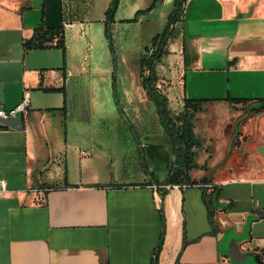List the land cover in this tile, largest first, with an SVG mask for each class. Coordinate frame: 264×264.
<instances>
[{"label":"crops","instance_id":"0c3cea01","mask_svg":"<svg viewBox=\"0 0 264 264\" xmlns=\"http://www.w3.org/2000/svg\"><path fill=\"white\" fill-rule=\"evenodd\" d=\"M111 1L0 0V110L25 94L30 106L13 119L21 129L0 124V264H149L161 207V263L180 254L181 264H233L225 257L229 239L264 261V217L256 216L264 209L261 155L213 173L230 234H210L199 185L170 188L162 203L157 188L173 162L171 144L139 62L173 0H119L109 27L114 52L104 28ZM40 23L64 27V55L54 45L24 48ZM165 51L155 85L166 107L181 112L184 100L203 101L194 124L206 122L208 110L232 116L243 107L228 98L247 105L264 98V0H186ZM102 64L109 77H97ZM244 131L264 145V133ZM193 132L198 155L204 145ZM201 159L191 180L209 178L217 165L211 154Z\"/></svg>","mask_w":264,"mask_h":264},{"label":"trees","instance_id":"16d2710c","mask_svg":"<svg viewBox=\"0 0 264 264\" xmlns=\"http://www.w3.org/2000/svg\"><path fill=\"white\" fill-rule=\"evenodd\" d=\"M119 0H112L106 12L105 21V36L109 42L111 52H114L112 40L110 36V24L114 22V14L116 12ZM186 0H173L172 9L167 16V23L163 31L152 38L149 45L143 51L139 62V77L142 80V86L146 91L147 96L152 99L156 105L157 113L164 127V131L171 144V155L173 162L170 165L168 176L163 181L164 186H197L202 188L204 205L207 210L208 220L211 225L210 234L214 235L219 232V224L217 219L222 217L226 209L218 204V188L210 183L208 178H203L201 181L191 180L188 176L189 171L198 169L195 163L196 151L201 149V141L194 134V121L196 115L202 110V102L197 100H184L183 109L179 114L171 115L166 107V99L161 96V91L156 89L157 76L155 74L156 63L164 56L165 47L168 41L173 37L175 26L182 21ZM153 7V5H152ZM148 8V11L151 8ZM55 46L60 49L62 54H65V32L64 27L48 28L40 23L33 32L32 37L23 43L25 49H44L50 46ZM153 50L150 52V50ZM226 101L233 105H246L244 108L247 111L249 118L261 115L264 113V98L258 99L252 104L250 101L242 99H230ZM201 169L207 170L205 166ZM162 187V186H161ZM159 195L163 203L167 190L159 188ZM162 223V232L156 248L152 253L149 264H165L159 261V255L162 250L164 241L165 221L162 207L159 210ZM187 245L183 242L182 250ZM181 250V251H182ZM180 256V254H179ZM179 256L173 264H181Z\"/></svg>","mask_w":264,"mask_h":264},{"label":"rangeland","instance_id":"374dc122","mask_svg":"<svg viewBox=\"0 0 264 264\" xmlns=\"http://www.w3.org/2000/svg\"><path fill=\"white\" fill-rule=\"evenodd\" d=\"M162 30L163 28L160 29V32ZM123 35L124 31L121 28L116 30V40L121 39ZM150 41L151 40L148 41L147 45H149ZM105 67L106 65L104 64L100 65L97 77H109V73H104ZM163 96L165 95L163 94ZM167 105V109L171 115L180 113L172 110L169 104ZM245 106L246 105H242L243 108L237 110L238 112L236 113L234 112L232 116H230L231 113L229 111L224 109L216 110L215 112L208 110L202 113V116L206 118V122L204 120H200V118L195 122V132L201 137L204 145L203 151H205V153L202 150L199 151V154L197 155V162L203 163L201 158L204 157L206 153L211 154L213 159L217 160L216 167L211 168L209 171H216L225 167L248 165L249 163H246L245 160L250 154H258L255 153V151L264 156L263 143L250 141V133L248 131H244V129L248 127L249 129H253L255 134H257V132L264 133V121L259 124L255 123V121H258L257 117L262 115L264 116V113L252 118L244 119L247 115V111L244 108ZM201 119L203 118L201 117ZM237 128L239 133L234 138V143L232 144L231 140H233L235 130ZM253 139L255 140V138ZM213 164H209V167H212ZM232 241L233 239H229L225 242L224 247L226 250L229 248Z\"/></svg>","mask_w":264,"mask_h":264},{"label":"water","instance_id":"95a60500","mask_svg":"<svg viewBox=\"0 0 264 264\" xmlns=\"http://www.w3.org/2000/svg\"><path fill=\"white\" fill-rule=\"evenodd\" d=\"M250 12H251V9L249 10V13ZM104 28H105V25H104ZM246 118H249V116L246 115V117L244 119H246ZM0 124L2 126H5L8 128H11V129H17V128L21 129L23 127L20 122L8 120V119L7 120H0ZM238 133H239V130L237 128L235 130V135L233 137V140H231L232 144L234 143V138L236 137V135ZM255 153H258L259 155L262 156V154L259 152L255 151ZM262 157H264V156H262ZM214 171L209 172L210 176L208 178V181H209L208 185H210V183L213 179ZM256 216L258 218H263L264 217V209L257 211ZM217 222L219 224L220 230L216 235L221 234L224 236V235L230 234L232 232V230H231L232 225L228 221H226L224 218H222V217L218 218ZM225 257L233 264H245V263H247V264H264V261L262 260V256L259 253L253 252V251H242L240 248L239 241H237L235 239H233L229 248L226 250Z\"/></svg>","mask_w":264,"mask_h":264},{"label":"built area","instance_id":"2783aa9c","mask_svg":"<svg viewBox=\"0 0 264 264\" xmlns=\"http://www.w3.org/2000/svg\"><path fill=\"white\" fill-rule=\"evenodd\" d=\"M156 89H159V87L156 86ZM29 109H30L29 99H28L27 95L25 94L24 97L22 98L21 102L17 106H15L14 108L6 110V111L0 110V118H2L3 120H7V119L13 120L19 116L24 117L28 113ZM183 187H186V186L174 185V186H162L159 188L168 190L170 188H183ZM205 187L207 189H209L211 186L206 185ZM154 188H156V187H154ZM159 188H157V189H159ZM3 189H4V185H3V183H1L0 193L3 191Z\"/></svg>","mask_w":264,"mask_h":264},{"label":"flooded vegetation","instance_id":"af4514ba","mask_svg":"<svg viewBox=\"0 0 264 264\" xmlns=\"http://www.w3.org/2000/svg\"><path fill=\"white\" fill-rule=\"evenodd\" d=\"M152 51H153V50L151 49V50H150V52H152ZM155 87H156V85H155ZM159 90L161 91V90H162V88L160 87V89H159Z\"/></svg>","mask_w":264,"mask_h":264}]
</instances>
